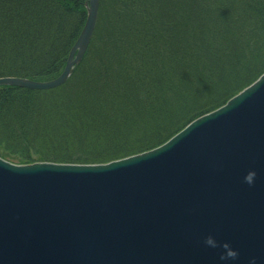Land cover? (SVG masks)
I'll list each match as a JSON object with an SVG mask.
<instances>
[{
  "label": "trees",
  "instance_id": "1",
  "mask_svg": "<svg viewBox=\"0 0 264 264\" xmlns=\"http://www.w3.org/2000/svg\"><path fill=\"white\" fill-rule=\"evenodd\" d=\"M85 0H0V79L63 71ZM264 74V0H99L88 49L52 90L0 87V158L105 165L156 149Z\"/></svg>",
  "mask_w": 264,
  "mask_h": 264
},
{
  "label": "water",
  "instance_id": "2",
  "mask_svg": "<svg viewBox=\"0 0 264 264\" xmlns=\"http://www.w3.org/2000/svg\"><path fill=\"white\" fill-rule=\"evenodd\" d=\"M62 73L0 87L65 84L93 36L99 0ZM257 172L253 186L244 183ZM212 235L239 253L222 262ZM264 264V74L160 147L105 165L0 158V264Z\"/></svg>",
  "mask_w": 264,
  "mask_h": 264
},
{
  "label": "clouds",
  "instance_id": "3",
  "mask_svg": "<svg viewBox=\"0 0 264 264\" xmlns=\"http://www.w3.org/2000/svg\"><path fill=\"white\" fill-rule=\"evenodd\" d=\"M257 180V172L249 171L247 175L244 176L243 181L249 186H253ZM204 245L210 249H222L219 259L222 262H235L239 258L238 251L234 250L229 243L221 244L214 236H207L204 241ZM249 264H257L255 257L251 258Z\"/></svg>",
  "mask_w": 264,
  "mask_h": 264
},
{
  "label": "rangeland",
  "instance_id": "4",
  "mask_svg": "<svg viewBox=\"0 0 264 264\" xmlns=\"http://www.w3.org/2000/svg\"><path fill=\"white\" fill-rule=\"evenodd\" d=\"M7 162H9V161H7ZM9 163L14 164V163H12V162H9ZM15 165H17V164H15Z\"/></svg>",
  "mask_w": 264,
  "mask_h": 264
}]
</instances>
